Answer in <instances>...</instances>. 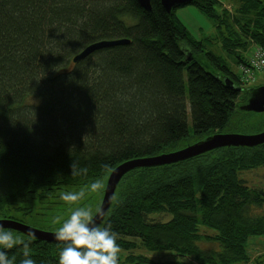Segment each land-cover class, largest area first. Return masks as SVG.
Masks as SVG:
<instances>
[{
	"label": "trees",
	"instance_id": "1",
	"mask_svg": "<svg viewBox=\"0 0 264 264\" xmlns=\"http://www.w3.org/2000/svg\"><path fill=\"white\" fill-rule=\"evenodd\" d=\"M149 2L146 10L136 0H0V218L16 220L10 212L60 187L101 181L124 161L169 152L190 135L188 108L196 138L228 125L241 91L223 79L241 86L239 76L176 10L192 6L211 21L209 44L238 68L249 47L264 49V0H231V10L188 0L170 12ZM117 39L129 42L73 63L87 45ZM262 165L264 143L134 168L98 225L111 224L132 264H264L246 244L264 235V188L239 177ZM157 213L171 217L151 221ZM2 230L30 241L37 264H58L64 242ZM138 247L171 258L153 262L133 255ZM5 251L20 264L21 245Z\"/></svg>",
	"mask_w": 264,
	"mask_h": 264
},
{
	"label": "rangeland",
	"instance_id": "2",
	"mask_svg": "<svg viewBox=\"0 0 264 264\" xmlns=\"http://www.w3.org/2000/svg\"><path fill=\"white\" fill-rule=\"evenodd\" d=\"M223 6L227 10L232 9V5L223 4ZM191 7H187V8H191ZM196 11L200 13L198 10ZM201 16L205 18L203 14H201ZM206 48L208 50H211L213 53L215 52L218 55H221L224 58L225 62L229 65L230 69L234 72V74L237 73V67L235 63H233L234 60L233 57L229 56L227 53H224V51L221 50L220 46L217 43H214L212 46ZM200 60L203 65L206 64L203 59ZM208 67H209L208 69L210 70L212 69L210 66ZM261 85H264V70L258 73L255 81L249 83L248 86L242 87L243 91L241 92L240 94L241 96L237 100L235 112L230 116L231 118L228 122V125L223 127L222 129H218V131L209 132L207 134L198 136L197 138L193 136V131H192L193 129L191 126V119L189 116V108L187 104V108H188L187 119L190 129V135L186 137V139L178 142L176 146L169 149V151L176 152V150L184 149L187 146L197 145V143L205 142L207 141V139L212 138L214 136H218L219 134L251 135V134L261 133V131L264 130V111L257 113L251 110H246L245 103L247 100L246 99L244 100V98L248 99L249 96L245 93L246 91L250 90V92L251 91L253 92L256 89H258L259 86ZM239 177L246 181L247 186L249 188L255 187V188L263 189L264 165H262V167L252 168V170H244L241 172ZM107 180H108V176L104 175L101 181H98L100 183V188L95 191L91 190L92 184L60 187L58 190L52 192L49 197L39 198L37 201L34 200L35 202H33L32 204L25 205L22 211H19L18 213L10 212L9 214L14 216L16 220L18 221L21 220L25 222L28 226H32L37 230L40 231L43 230L46 232H56V229L60 226L59 223L56 222V218L59 217L60 220L62 221L63 219L67 218L71 210L76 206H83L85 208H90L92 214L94 211L97 210V207L101 204L103 200V194H104L103 191L106 188L105 186ZM65 192H83L84 195L81 198V200L78 201L76 204H69L61 199V195ZM148 217L151 221L166 222L168 221V219H170L171 216L167 213H157V214H152ZM256 238H259L257 239L259 240L258 244L256 242L251 243V240L254 241ZM246 244H247V254L250 256H254L257 250L261 251V249L264 248V235L261 237H258L256 235L251 236L246 241ZM203 246L206 247L205 244ZM139 253L145 255L153 262H159L160 260H169L171 258V252L170 253L163 251L146 252L144 249L140 247H138V249L132 252L133 255H138ZM128 254H130L128 251L120 253L119 264H132L131 262L129 261L127 262L125 260Z\"/></svg>",
	"mask_w": 264,
	"mask_h": 264
},
{
	"label": "water",
	"instance_id": "3",
	"mask_svg": "<svg viewBox=\"0 0 264 264\" xmlns=\"http://www.w3.org/2000/svg\"><path fill=\"white\" fill-rule=\"evenodd\" d=\"M142 7L146 10L151 8V3L149 0H136ZM188 0H160L163 8L166 12H170V9L174 5L187 2ZM129 40L126 39H117V40H101L96 41L87 45L83 50L79 51L72 58L73 63L85 59L88 55L93 52H96L98 49L105 48L107 46H117L118 44H128ZM224 84L230 87H235L236 89L243 91V88L239 85H233V81L226 77L223 79ZM248 96L246 99V110H251L253 112L260 113L264 111V85L259 86L255 91L248 90L245 92ZM264 143V130L258 134L251 135H242V134H219L212 138L207 139V141L202 143H197V145L187 146L184 149L176 150V152H165L163 154H158L155 156H146L144 158H135L134 160L124 161L115 167L110 174L108 175V180L106 183V188L103 194V200L99 205L101 213L97 215V212L93 214V222L97 225L101 223L104 218V215L109 209V206L113 200L114 191L119 180L124 176V173L134 170V168H145V167H155V165H166L170 163H176L177 161L186 160L189 157L197 156L198 154L206 153L210 150L217 149L219 147L231 146H256ZM0 226L2 229H14L21 231L27 235H31L36 239L45 240L48 242H62L55 239V232H46L43 230H37L32 226H28L24 222L16 221L14 219H0ZM148 264V263H146ZM153 264V263H149Z\"/></svg>",
	"mask_w": 264,
	"mask_h": 264
},
{
	"label": "clouds",
	"instance_id": "4",
	"mask_svg": "<svg viewBox=\"0 0 264 264\" xmlns=\"http://www.w3.org/2000/svg\"><path fill=\"white\" fill-rule=\"evenodd\" d=\"M2 152L3 146H0ZM100 188V183L94 182L91 190ZM83 192H65L61 199L69 204H76L83 197ZM97 209V215L101 213ZM59 227L55 239L64 242L58 256V264H119L120 245L118 234L110 223L99 226L93 222L90 208L76 206L62 221L56 218ZM30 241L17 239L10 231H3L0 226V264H16V257L9 255L5 249L17 245L23 248V259L20 264H37L31 255Z\"/></svg>",
	"mask_w": 264,
	"mask_h": 264
},
{
	"label": "crops",
	"instance_id": "5",
	"mask_svg": "<svg viewBox=\"0 0 264 264\" xmlns=\"http://www.w3.org/2000/svg\"><path fill=\"white\" fill-rule=\"evenodd\" d=\"M222 4L231 5V0H219ZM176 16L177 19L180 21V23H183V25L186 27L188 33H190L191 36H193L196 40H201L205 44H207L208 47L212 46L209 44V39H214L216 32L215 29L211 23V21L206 20L207 18L201 16L200 13H198L194 8H180L179 10H176ZM205 19V20H204ZM217 43V42H214ZM220 46V43H217ZM263 236V235H262ZM261 237V236H258ZM259 238H256L254 241L251 240V243H257V240ZM256 245V244H255ZM264 255V248L261 249V251H256L254 254V257Z\"/></svg>",
	"mask_w": 264,
	"mask_h": 264
},
{
	"label": "built area",
	"instance_id": "6",
	"mask_svg": "<svg viewBox=\"0 0 264 264\" xmlns=\"http://www.w3.org/2000/svg\"><path fill=\"white\" fill-rule=\"evenodd\" d=\"M252 45L246 55L244 63L238 65L237 74L243 86L255 81L259 72L264 70V49L259 45Z\"/></svg>",
	"mask_w": 264,
	"mask_h": 264
}]
</instances>
